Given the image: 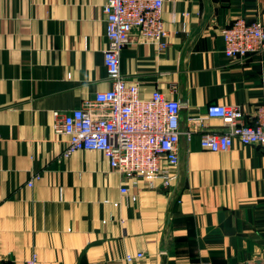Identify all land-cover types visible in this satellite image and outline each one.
<instances>
[{
  "label": "crops",
  "instance_id": "crops-1",
  "mask_svg": "<svg viewBox=\"0 0 264 264\" xmlns=\"http://www.w3.org/2000/svg\"><path fill=\"white\" fill-rule=\"evenodd\" d=\"M105 2L0 0V260L25 264L37 253L41 264H264V146L202 148L207 129L223 130L219 119L208 128L189 120L166 190L140 183L122 193L101 152L62 155L55 112L111 87ZM163 16L169 47L134 31L121 51L123 74L143 97L158 88L187 104L189 117L210 103L242 104L250 120L264 99V51L231 59L221 30L239 17L264 24V0H166Z\"/></svg>",
  "mask_w": 264,
  "mask_h": 264
},
{
  "label": "built area",
  "instance_id": "built-area-1",
  "mask_svg": "<svg viewBox=\"0 0 264 264\" xmlns=\"http://www.w3.org/2000/svg\"><path fill=\"white\" fill-rule=\"evenodd\" d=\"M166 0H106L103 6L107 47L104 64L111 87L99 91L93 98L63 114L55 112L53 130L65 137L62 155L70 157L74 151L97 150L107 159L124 182L122 193L143 183L148 187L169 189L177 179L179 165L180 109L182 103L157 88L150 97H143L137 81L129 80L121 68V51L130 43L134 31L140 40L155 44L160 50L169 47L170 31L163 16ZM224 52L231 59L245 60L264 51V24L239 17L222 28ZM219 119L223 130L207 129L202 135V148L214 152L230 150L237 142L264 146V99L250 120L246 119L242 104L210 103L203 116L189 117L203 128L209 121ZM191 131L189 129L188 137ZM167 166L164 167L162 162ZM39 176L30 180L33 186ZM159 181V183H158ZM136 201L137 195L132 194ZM145 256L127 253L132 263ZM0 264L5 263L0 260ZM25 264H41L37 253ZM195 264H210L198 261Z\"/></svg>",
  "mask_w": 264,
  "mask_h": 264
},
{
  "label": "water",
  "instance_id": "water-1",
  "mask_svg": "<svg viewBox=\"0 0 264 264\" xmlns=\"http://www.w3.org/2000/svg\"><path fill=\"white\" fill-rule=\"evenodd\" d=\"M188 122H189V113H188V109H187V104L182 103V107L180 109V131H181V135H180V151H179V163L181 164L182 162V154L181 153V147H182V142L185 139H189L188 137V132H189V126H188Z\"/></svg>",
  "mask_w": 264,
  "mask_h": 264
}]
</instances>
